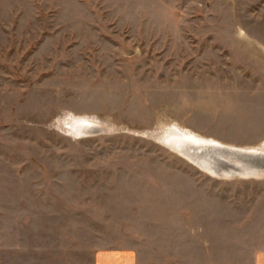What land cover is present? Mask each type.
<instances>
[{
	"label": "rangeland",
	"instance_id": "obj_1",
	"mask_svg": "<svg viewBox=\"0 0 264 264\" xmlns=\"http://www.w3.org/2000/svg\"><path fill=\"white\" fill-rule=\"evenodd\" d=\"M175 125L264 148V0H0V264H256L264 158Z\"/></svg>",
	"mask_w": 264,
	"mask_h": 264
},
{
	"label": "bare ground",
	"instance_id": "obj_2",
	"mask_svg": "<svg viewBox=\"0 0 264 264\" xmlns=\"http://www.w3.org/2000/svg\"><path fill=\"white\" fill-rule=\"evenodd\" d=\"M91 125V123H87V127H91ZM168 132V141L174 151L185 155L184 147L190 146L191 150L186 153V156L202 154L207 162V165L202 167L215 175H224L231 171L234 173L239 170L238 165L242 162L259 168L261 163L258 162V159L264 158L263 147L237 148L214 139L204 138L176 125L172 126ZM195 149L196 152L192 153V150Z\"/></svg>",
	"mask_w": 264,
	"mask_h": 264
},
{
	"label": "crops",
	"instance_id": "obj_3",
	"mask_svg": "<svg viewBox=\"0 0 264 264\" xmlns=\"http://www.w3.org/2000/svg\"><path fill=\"white\" fill-rule=\"evenodd\" d=\"M94 264H139L134 246L112 245L99 249L94 256ZM256 264H264V254L259 255Z\"/></svg>",
	"mask_w": 264,
	"mask_h": 264
}]
</instances>
